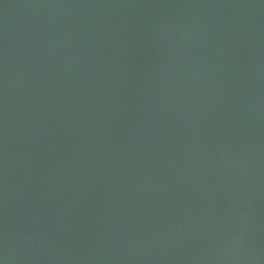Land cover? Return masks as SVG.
Wrapping results in <instances>:
<instances>
[{"label": "water", "instance_id": "obj_1", "mask_svg": "<svg viewBox=\"0 0 264 264\" xmlns=\"http://www.w3.org/2000/svg\"><path fill=\"white\" fill-rule=\"evenodd\" d=\"M0 264H264V0H0Z\"/></svg>", "mask_w": 264, "mask_h": 264}]
</instances>
